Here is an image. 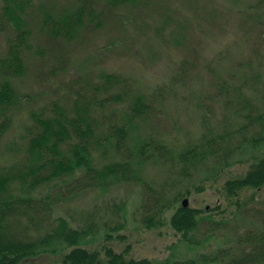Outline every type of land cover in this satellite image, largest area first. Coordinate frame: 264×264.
Returning <instances> with one entry per match:
<instances>
[{"label": "trees", "instance_id": "trees-1", "mask_svg": "<svg viewBox=\"0 0 264 264\" xmlns=\"http://www.w3.org/2000/svg\"><path fill=\"white\" fill-rule=\"evenodd\" d=\"M183 1L186 4V0ZM223 1L226 5L223 11L215 7L218 0H204L197 11L193 9L196 21L191 29L218 23V27L223 28L221 34H227L236 29L233 25L229 31L232 23L227 18L235 16L239 34L241 31L248 34L245 29L249 27H256L264 33V0ZM151 3L152 0H74L66 5L68 7H62L59 13H54L55 4L36 5L34 0H0V33L6 38V48L0 49V143L13 127L15 118L26 116L31 123L24 127V134L18 143L8 146L17 154L14 162L11 165L0 163V264H26L27 258L52 246L63 247L62 264H264V211L256 207L252 209L254 225L259 227L239 240L237 249L241 248L240 257H236L232 250H226L186 263H176L170 258L157 263L149 259L135 260L125 253H117L108 245L103 247L101 255L84 247L93 235L92 228L78 227L70 219L55 215L56 208L80 201L82 196L105 193L124 184H136L146 192L142 223L149 229L160 227L164 224L163 214L173 209L169 221L171 229L181 235L180 241L200 248L204 245L203 240L193 238V233L212 216L202 217L207 213L205 210L177 206L190 191L186 189L185 195L179 192L169 197L166 185L156 188L145 178L148 168L170 172V164L173 169L179 164L181 172L178 175L183 178L191 170L202 166L209 157H217L219 153L223 155L226 147L233 145L232 137L237 132L252 130L259 134L255 138L242 139L239 142L242 146L246 143L259 145L264 138V108L259 105V100L264 98V89L260 87V75L253 78L242 76L241 86L233 84L230 87L226 81L216 83L218 93L225 92L223 98L229 100L226 107H233L235 116L243 121L240 130L207 139L200 146L193 145L179 153L172 145L159 140L162 137L157 139L152 133L151 117L154 112L147 97L128 89L132 86H128L125 80L105 70H98L94 80L85 81L81 89L88 92L82 94L83 90H78V99L70 103L64 102L65 98H55L38 107L34 104L37 98L17 89L18 83L14 81L27 75L30 63L26 62L27 59L45 54L41 46L34 47L32 44V21L41 33L46 34L50 52L57 55L56 64L63 65V54L60 53L63 44L79 39L84 29L95 32V29L103 27L115 11L160 13L165 17L164 24H168V16L174 13V6L167 3L169 7L165 8L157 2L153 9ZM205 10L209 11L200 15ZM119 17L122 18L121 15ZM224 22L228 24L225 26ZM177 25V37L173 33L170 39L192 44L186 37L191 29L182 22ZM213 30L207 31L214 36ZM163 35V32L158 33L160 37ZM111 45L113 42L108 43V46ZM58 68L60 66L52 70V76L58 77L66 71V67L63 71H57ZM227 87L228 90H225ZM252 88L257 89L258 96L245 94L248 91L252 93ZM113 89H119L125 99L115 94L102 97ZM230 91L238 94L230 99ZM207 99L201 105L204 116L211 113V100ZM112 106H116L113 107L116 110L107 113ZM120 107L126 112L120 113L117 110ZM231 119L233 117H226L228 123ZM94 151L97 152L96 157ZM223 157V161H227L228 155ZM252 160L245 175L227 181L223 188L225 197L235 200L237 208L242 207V194L264 190V157L254 156ZM61 182L65 183L63 187ZM179 182L171 175L169 183L172 186ZM51 186L55 187L53 195L37 196L42 192L40 190Z\"/></svg>", "mask_w": 264, "mask_h": 264}, {"label": "rangeland", "instance_id": "rangeland-1", "mask_svg": "<svg viewBox=\"0 0 264 264\" xmlns=\"http://www.w3.org/2000/svg\"><path fill=\"white\" fill-rule=\"evenodd\" d=\"M71 1L74 0H34V3L55 4L56 9L53 8V11L59 13ZM157 2L165 8L169 7L167 3L174 6V13L171 12L168 16V24H164L165 17L160 13L115 11L103 27L95 29V32L84 29L79 39L63 44L64 48L60 52L63 54V65L56 64L57 55L50 52L46 34L41 33L35 21H32V44L34 47L41 46L45 54L27 59L26 62H30L28 73L15 79V84L18 83L17 89L37 98L34 104L38 107L47 105L45 101L50 103L55 98H65L64 102L70 103L78 99V90H83L82 94L88 92L81 89L85 81L94 80L98 70H105L125 80L128 86H132L127 87L128 89L136 90L147 97L154 112L151 117L154 127L152 133L157 139L164 138L159 140L172 145L177 153L193 145L200 146L207 139L240 130L243 121L235 116L231 109L233 107H226L229 100L223 98L225 92L218 93L216 83L226 81L227 86H241L243 83L240 80L243 77L253 78L252 76L260 75V87L264 89V33L256 27H249L245 29L248 34L242 31L239 34L235 16L227 18L232 23L229 31L233 29V25L236 27L227 34H221L223 28L218 27V23L201 29H191L196 21L194 10L197 11L204 0H186V4L183 0H152L150 7L153 5L154 9ZM191 4L194 5L190 8ZM223 6H226L224 1L218 0L215 7L223 11ZM208 11L200 12V15ZM220 20L223 22V19ZM178 22L185 23L191 29L192 35L189 31L186 37L190 38L192 44L183 42L184 40L178 42V39H170L173 33L176 35ZM224 24L226 26L228 23ZM207 30H213L214 36ZM161 32L164 33L162 37L158 36ZM5 40L0 33V49L6 48ZM109 42H113L111 47L108 46ZM59 66L57 71H63L65 67L66 71L58 77L52 76V70ZM253 88L252 93L248 91L245 94L258 96L259 92ZM120 93L119 89H113L102 97ZM234 94L238 93L230 91V99ZM121 98L125 99L122 96ZM206 99L211 100L209 104L212 107L211 113L204 116L201 105ZM259 105L264 108V98L259 100ZM113 107L116 106L106 112L116 110ZM117 110L122 113L124 108ZM227 116L233 117L229 123ZM14 121L13 127L0 143V163L4 165H11L17 158V154L8 146L18 143L24 134V127L31 124L26 116L17 117ZM258 135L252 130L237 132L232 137L233 145L223 151V155H228L227 161H223L224 157L219 153L217 157H209L202 166L191 170L183 178L178 175L181 172L178 163L175 169L171 164L168 166L171 173L156 167L148 168L145 178L156 188L166 185L169 197L179 192L184 194L186 189L190 191L180 199L177 206L183 205L187 200V207L207 211L202 217L212 216L193 233V238L203 240L204 245L200 248L180 241L181 235L171 229L169 221L173 209L163 214L162 226L147 228L141 221L146 192L136 184H124L105 193L96 192L82 196L80 201L75 200L62 208H56L55 215L70 219L78 227L92 228L93 235L84 247L100 252L101 255L103 247L108 245L117 253H125L128 258L149 259L155 263L168 258L176 263L197 261L204 255L218 254L226 250H232L236 257H240L241 248L237 249L239 240L259 227L254 225L252 209L256 207L264 211V190L245 192L241 196L242 207L237 208L234 205L235 200L230 201L225 197L223 188L227 181L247 173L254 156L264 157V138L259 145L239 144L245 137L255 138ZM94 153L96 157L97 152ZM171 175L180 180L178 185L172 186L169 183ZM64 185L61 182V186ZM55 187L43 188L37 196L43 197L47 193L53 195ZM201 187L204 190H197ZM39 252L40 254L27 258L26 264H62L65 253L60 246L48 247Z\"/></svg>", "mask_w": 264, "mask_h": 264}, {"label": "water", "instance_id": "water-1", "mask_svg": "<svg viewBox=\"0 0 264 264\" xmlns=\"http://www.w3.org/2000/svg\"><path fill=\"white\" fill-rule=\"evenodd\" d=\"M187 200H185L184 202H183V205H184V207H187Z\"/></svg>", "mask_w": 264, "mask_h": 264}]
</instances>
